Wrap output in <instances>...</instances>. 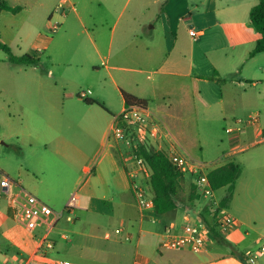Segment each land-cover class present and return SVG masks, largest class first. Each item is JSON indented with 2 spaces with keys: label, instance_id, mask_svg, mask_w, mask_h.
Masks as SVG:
<instances>
[{
  "label": "crops",
  "instance_id": "0c3cea01",
  "mask_svg": "<svg viewBox=\"0 0 264 264\" xmlns=\"http://www.w3.org/2000/svg\"><path fill=\"white\" fill-rule=\"evenodd\" d=\"M4 1L20 9L15 13L0 10V43L17 56L32 52L38 63L16 65L0 58V126L6 128L0 131V145L23 156L20 170L13 173L16 178L10 177L34 196L41 185L65 191L72 184L76 224L71 239L59 235L67 243L60 252L66 255L73 250L82 264H245L248 250L258 252L264 245V53L249 56L259 39L249 20L258 0H137L118 31L114 24L108 41L98 28L102 18L91 9L93 0H75L78 9L72 0ZM59 3L71 5V22L96 29L99 42L93 41V46L98 58H127L139 66L128 69L134 73L132 85L118 83L120 79L111 73L125 67L104 63L116 94L105 80L99 90L82 99L78 91L67 89L69 81L61 72H39L40 59L34 54H41L51 43L40 31ZM157 25L161 32L154 36L151 32ZM190 26L198 28L200 35L186 42ZM142 31H148L145 39H140ZM146 72L157 78L147 75L150 83L141 86L134 75ZM122 93L142 100L183 151L195 158L192 151L198 148L197 159L202 161L207 159V142L217 124L226 125V133L228 128L236 130L237 120L243 122L241 131L226 133L225 143L215 153L225 161L213 168L237 164L239 157L242 162L237 164L241 172L232 197L224 206L221 201L226 195L220 198L212 191L203 198L192 178L184 175L176 186L177 208L155 213L148 176L132 174V159L120 153L113 137L108 139L113 100L121 97L122 108ZM26 155L35 161L29 162ZM132 179L146 186L150 198L143 214L130 190ZM222 208L236 220L224 233L215 224V214ZM188 222L207 227L208 251L159 247L166 227L174 225L179 232ZM116 228L122 232L114 234ZM41 229L30 231L17 223L16 210L7 198H1L2 264H25L38 247ZM51 239L54 248L46 256L56 258L58 239ZM259 256L253 264H264V254Z\"/></svg>",
  "mask_w": 264,
  "mask_h": 264
},
{
  "label": "built area",
  "instance_id": "2783aa9c",
  "mask_svg": "<svg viewBox=\"0 0 264 264\" xmlns=\"http://www.w3.org/2000/svg\"><path fill=\"white\" fill-rule=\"evenodd\" d=\"M58 24L53 26L55 30ZM188 35L192 40H196L200 32L188 28ZM90 94L80 92L79 97L85 98ZM237 127L235 131H241L244 127L243 122L239 119L236 121ZM234 130L226 129L227 134H234ZM109 137H113L115 143L124 145L129 148L126 153L133 162V171L145 174V166L141 157V148L147 152L156 150L163 151L175 169L181 174L189 175L193 180V186L196 191L203 197L208 198L212 189L207 178V164L199 162L188 154H186L179 142L171 134V132L145 107L137 104H124L117 115L112 116ZM180 181V179H179ZM177 182V184L179 183ZM176 184V186H177ZM17 189L12 191L11 187ZM130 190L134 197L135 204L141 214L148 209L150 198L146 186L140 181L133 180L130 183ZM7 198L9 206L16 210V221L28 230L42 228L43 234L38 240V247L34 255L25 264H75L67 259L48 258L46 253L54 248V241L49 237L51 230L55 227L58 220L63 216V212H53L47 205L41 202L36 196L21 188L12 178L1 174L0 176V199ZM77 206V197L72 194L65 207L67 221H72V214ZM154 222L155 218L151 217ZM216 228L220 233H224L231 229L235 224V218L227 212L215 214ZM122 228H116L114 234H120ZM210 233L207 227L202 223H186L181 231L177 232L174 225H169L163 232L159 242V247L165 250H177L186 248L195 253L206 252L210 248ZM129 237L126 236L125 240ZM264 254V245L260 247L258 252L248 250L245 253V264H253L258 255Z\"/></svg>",
  "mask_w": 264,
  "mask_h": 264
},
{
  "label": "rangeland",
  "instance_id": "374dc122",
  "mask_svg": "<svg viewBox=\"0 0 264 264\" xmlns=\"http://www.w3.org/2000/svg\"><path fill=\"white\" fill-rule=\"evenodd\" d=\"M74 3V7L78 9L79 4L76 3L75 0H72ZM137 0H93V5L91 9H94L96 15L95 17H101L102 20L98 25V28H101V32L103 37L108 41L110 36V32L114 24H116L117 31L123 25V23L131 16L132 8ZM59 6H56L51 15V21L49 24H46V28L41 30L40 33L46 35L50 40L51 43L49 47L43 51L41 54L35 53L40 59L39 63V72H61L62 75L69 81V84L66 85L67 89L72 91H78L86 93L88 90L95 91L99 90L100 83L107 80V86L109 89L116 94L115 87L113 86L111 79L108 78V73L105 69L104 63L110 67H125L126 70H117L111 71L113 73V77L118 78V83L124 81L128 82L129 85L133 83L131 77L134 73L128 69H138L139 66L128 62L127 58H108L101 59L98 58L94 46L93 41L99 42V38L95 36L97 34L95 32V28L89 24L85 26H80L79 23L71 22V18L73 16V12L71 11V5L66 3H59ZM107 8V11L105 10ZM62 14L64 16H62ZM57 25L56 29H53L54 25ZM101 25V26H100ZM186 25V24H185ZM193 30H199L193 26H190ZM85 29V31H84ZM160 28L156 27L155 30H152V34L154 36L160 35ZM148 31H142V37L140 39H145L147 36ZM189 36L185 35L184 39L186 42L189 40ZM116 49V42L114 46V51ZM29 55H33L30 52ZM53 58V60H49L47 57ZM0 58H7L6 55L0 50ZM68 62V63H65ZM103 62V63H102ZM0 68L1 65H0ZM147 75L149 73L143 74H135L139 78V85L143 86L145 84H149L150 81L147 80ZM151 78H157V75H150ZM120 81V82H119ZM122 87L125 88L124 84ZM120 87V86H119ZM120 89V88H119ZM87 94V96H90ZM83 99V98H82ZM159 103V101H158ZM113 107H114V115H117L121 110V97H118L113 100ZM67 108V107H66ZM2 113V112H0ZM112 115V116H114ZM111 116V120H112ZM225 127L223 123H219L216 126V133L210 142H207V159L206 161L198 160L199 159V149L196 148L193 150V156L195 160L206 163L207 170H211L213 167L222 164L225 160L217 159L215 153L219 151L221 148V142L225 143L227 138V134L225 133ZM3 128L0 126V131ZM200 137H202L201 132L199 131ZM120 153H128L129 148H126L124 145L119 144L117 147ZM26 154V153H25ZM198 158V159H197ZM23 159L21 154H18L14 150H10V148H6L4 145H0V175H9L8 177L12 176L15 177L13 173L20 170V161ZM26 160L33 163L35 160L33 157L26 155ZM240 159V157H239ZM238 158L236 159L237 164H241L242 162ZM243 167V166H242ZM11 178V177H10ZM16 178V177H15ZM32 182V177H29ZM68 187L65 191L62 190H52L50 188H46L44 185L40 186L39 191L37 192L36 196L38 199L40 198L41 201L45 205H47L53 212L60 213L63 212V216L59 219L55 229L53 230L50 238H59V235H66L67 239H71V230L75 227L73 224H76L75 214H69L72 217V221L68 222L66 217L68 213H66L65 207L67 205L68 200L70 199L73 193V187ZM217 196L220 198L223 195H226L227 189L221 188L216 190ZM76 208L74 209V211ZM224 212H228L227 209L222 208L219 209V213L222 214ZM230 214V213H229ZM42 233L43 230L41 229ZM211 240V236L209 237ZM67 247L66 240L58 239V255L56 258L60 259H67L75 264H82L76 257L75 252L71 250L69 254L64 255L61 251V247ZM254 251V250H253ZM255 252V251H254ZM3 253V252H2ZM256 253V252H255ZM256 260H259L260 256L256 257ZM0 264H2V259L0 258Z\"/></svg>",
  "mask_w": 264,
  "mask_h": 264
},
{
  "label": "trees",
  "instance_id": "16d2710c",
  "mask_svg": "<svg viewBox=\"0 0 264 264\" xmlns=\"http://www.w3.org/2000/svg\"><path fill=\"white\" fill-rule=\"evenodd\" d=\"M19 7H10L4 0H0V10H6L15 13ZM249 20L255 31L259 35V39L249 56L258 53H264V0H258V3L251 8L249 12ZM0 50L6 55L7 61L16 65H34L38 63V59L31 55H14L11 49L0 43ZM124 104H137L145 107L142 100L135 98L127 93H122ZM87 104H97L94 101H85ZM141 157L145 166V174L148 176V183L152 193V204L156 214H165L174 211L177 208L176 184L181 178V174L175 169L169 161L167 155L161 151L147 152L141 148ZM241 172L240 166L228 162L222 166L213 168L207 172V178L212 191L227 188V194L221 201L224 206L232 197L234 184ZM212 236L219 238L218 233L210 230Z\"/></svg>",
  "mask_w": 264,
  "mask_h": 264
}]
</instances>
